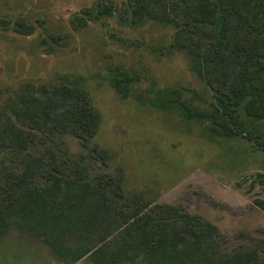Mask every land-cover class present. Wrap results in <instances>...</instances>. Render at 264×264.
Here are the masks:
<instances>
[{
    "label": "rangeland",
    "instance_id": "obj_1",
    "mask_svg": "<svg viewBox=\"0 0 264 264\" xmlns=\"http://www.w3.org/2000/svg\"><path fill=\"white\" fill-rule=\"evenodd\" d=\"M131 1L0 0V115L27 84L85 90L100 114L91 144L106 152V164L70 132L46 136L36 130L30 154L51 152L71 179L79 168L88 181L111 178L125 198L208 221L218 228L214 241L225 252H254L264 264V210L256 204L264 200V180L257 176L264 177V148L215 136L208 120L184 117L174 91L200 110L211 109L213 94L192 70L190 57L171 47L175 28L146 19L133 23ZM107 8L113 13L97 15ZM118 67L139 77L124 89L127 97L114 86ZM240 114L249 129L264 133L263 121L248 118L243 108ZM20 163L0 149V171L20 173ZM94 261L90 255L76 262L58 256L15 219L0 238V264Z\"/></svg>",
    "mask_w": 264,
    "mask_h": 264
},
{
    "label": "trees",
    "instance_id": "obj_2",
    "mask_svg": "<svg viewBox=\"0 0 264 264\" xmlns=\"http://www.w3.org/2000/svg\"><path fill=\"white\" fill-rule=\"evenodd\" d=\"M131 2L133 23L146 19L175 28L171 47L190 57L192 70L213 94L211 109L200 110L174 91L184 117L208 120L215 136L247 139L264 148V133L249 129L240 114L243 108L248 118L264 122V0ZM112 13L107 8L97 15ZM138 79L115 69L114 86L123 97ZM2 113L0 149L15 155L23 170L0 171V238L15 219L21 230L42 237L58 256L74 262L90 255L95 264L138 259L144 264H260L254 252H225L214 241L218 228L208 221L169 205L125 198L111 178L88 181L79 168L71 179L51 152L30 154L36 130L46 136L70 132L106 164V152L91 144L100 114L85 90L27 84ZM257 176L263 183V175ZM256 204L264 210V200Z\"/></svg>",
    "mask_w": 264,
    "mask_h": 264
}]
</instances>
